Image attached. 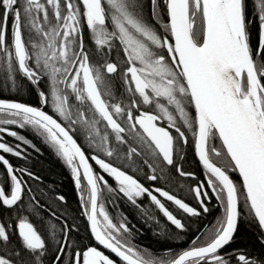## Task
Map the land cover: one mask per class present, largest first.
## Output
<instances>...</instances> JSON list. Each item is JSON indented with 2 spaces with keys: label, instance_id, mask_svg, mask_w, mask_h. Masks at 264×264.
<instances>
[{
  "label": "snow or ice",
  "instance_id": "1",
  "mask_svg": "<svg viewBox=\"0 0 264 264\" xmlns=\"http://www.w3.org/2000/svg\"><path fill=\"white\" fill-rule=\"evenodd\" d=\"M0 264H264V0H0Z\"/></svg>",
  "mask_w": 264,
  "mask_h": 264
},
{
  "label": "trees",
  "instance_id": "2",
  "mask_svg": "<svg viewBox=\"0 0 264 264\" xmlns=\"http://www.w3.org/2000/svg\"><path fill=\"white\" fill-rule=\"evenodd\" d=\"M249 12L251 13V6H249ZM25 99H29L28 95L24 94ZM34 156L35 167L34 170L41 175L44 179L45 184H54L60 193L66 194L70 200L72 208H76L75 195L72 189V185L69 182V177L65 175L66 170L63 169L62 165L55 159H53L47 152H43L42 156ZM144 238L142 239V244L145 246H150L154 250H163L161 248L160 238H157L151 234V232L146 229L142 230ZM252 229L248 227L247 224L243 225L242 228V244H246L249 247L254 243L251 236Z\"/></svg>",
  "mask_w": 264,
  "mask_h": 264
},
{
  "label": "flooded vegetation",
  "instance_id": "3",
  "mask_svg": "<svg viewBox=\"0 0 264 264\" xmlns=\"http://www.w3.org/2000/svg\"><path fill=\"white\" fill-rule=\"evenodd\" d=\"M250 6H251V4H250ZM34 142L37 143V145L41 147L42 152H47L54 160L56 159L55 156L49 150H47L46 146H44L38 138H34ZM33 155H35V154H33ZM160 239H161L160 241H162L161 243H164V244L166 243L163 237H160ZM167 243L168 244H172L173 246H175L176 242L168 241ZM160 251H162V250H160Z\"/></svg>",
  "mask_w": 264,
  "mask_h": 264
}]
</instances>
